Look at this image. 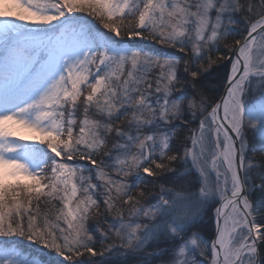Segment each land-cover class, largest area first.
Returning <instances> with one entry per match:
<instances>
[{
	"label": "snow or ice",
	"instance_id": "6c2138e0",
	"mask_svg": "<svg viewBox=\"0 0 264 264\" xmlns=\"http://www.w3.org/2000/svg\"><path fill=\"white\" fill-rule=\"evenodd\" d=\"M250 136L264 0H0V264H264Z\"/></svg>",
	"mask_w": 264,
	"mask_h": 264
},
{
	"label": "trees",
	"instance_id": "16d2710c",
	"mask_svg": "<svg viewBox=\"0 0 264 264\" xmlns=\"http://www.w3.org/2000/svg\"><path fill=\"white\" fill-rule=\"evenodd\" d=\"M148 43L151 44L152 48L159 49V50L164 51V52H175L176 51L175 49L168 48L165 45L157 44L155 41H150ZM213 83H215V82H213ZM189 94H191V92H189ZM184 131H185V133L187 132L186 129ZM249 149L250 150L248 151V156L252 157L255 163L259 164V163L264 162L261 160V157L264 156V152H261L259 149V146L257 144H254V142L251 139V136L249 137ZM259 182H260L259 180H256L257 184ZM140 183L142 185H144L147 182L144 180H141ZM147 186L152 187L151 184H148ZM253 200H254V206H255V198L254 197H253ZM101 210H103V205L101 206ZM213 218H214V208L210 212H208L207 215H205L203 217L204 228L202 230V235L204 237H206L208 240H210L212 238L213 233H214ZM94 219L95 218L93 217V220ZM93 220H90L89 223H92ZM204 260L206 262H209V256L204 257ZM133 264H135V262H133Z\"/></svg>",
	"mask_w": 264,
	"mask_h": 264
},
{
	"label": "rangeland",
	"instance_id": "374dc122",
	"mask_svg": "<svg viewBox=\"0 0 264 264\" xmlns=\"http://www.w3.org/2000/svg\"><path fill=\"white\" fill-rule=\"evenodd\" d=\"M11 127H13L14 130L17 132V138L23 137V138H27L28 142H38V141L34 140V138L37 136V134L32 133L31 131H29L27 129L20 128L19 126L12 125ZM28 182H30V181H28ZM198 259L201 260V264H211L210 255H209V262H206L204 260V257H198Z\"/></svg>",
	"mask_w": 264,
	"mask_h": 264
},
{
	"label": "flooded vegetation",
	"instance_id": "af4514ba",
	"mask_svg": "<svg viewBox=\"0 0 264 264\" xmlns=\"http://www.w3.org/2000/svg\"><path fill=\"white\" fill-rule=\"evenodd\" d=\"M217 205H218V204H217ZM217 205H216V206H217ZM214 214H215V208H214ZM214 217H215V215H214ZM213 223H214V218H213ZM214 225H215V224H214Z\"/></svg>",
	"mask_w": 264,
	"mask_h": 264
},
{
	"label": "water",
	"instance_id": "95a60500",
	"mask_svg": "<svg viewBox=\"0 0 264 264\" xmlns=\"http://www.w3.org/2000/svg\"><path fill=\"white\" fill-rule=\"evenodd\" d=\"M219 206V204L217 205V207Z\"/></svg>",
	"mask_w": 264,
	"mask_h": 264
}]
</instances>
